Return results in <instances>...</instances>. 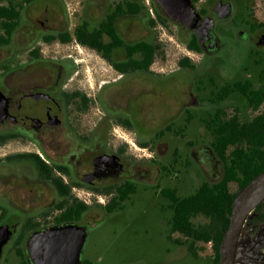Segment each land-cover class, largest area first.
Segmentation results:
<instances>
[{
    "label": "flooded vegetation",
    "instance_id": "obj_1",
    "mask_svg": "<svg viewBox=\"0 0 264 264\" xmlns=\"http://www.w3.org/2000/svg\"><path fill=\"white\" fill-rule=\"evenodd\" d=\"M190 1L214 23L202 41L159 0H0V262L31 264L34 233L76 225L88 232L81 264H90L91 232L136 198L157 211L167 255L208 264L210 252L219 263L230 222L224 229L222 209L215 216L188 200L231 171L238 178L239 154L264 159V22L255 0ZM218 4L232 6L230 18ZM220 26L234 30V64L244 45L262 67L255 80L209 67ZM160 31L199 71L190 57L164 55ZM228 189L237 193L238 180ZM234 264H264V202L243 226Z\"/></svg>",
    "mask_w": 264,
    "mask_h": 264
},
{
    "label": "rangeland",
    "instance_id": "obj_2",
    "mask_svg": "<svg viewBox=\"0 0 264 264\" xmlns=\"http://www.w3.org/2000/svg\"><path fill=\"white\" fill-rule=\"evenodd\" d=\"M208 1L210 2V0ZM255 3L256 5L252 9L255 18L259 22H264V0H255ZM236 4L241 10L243 9L242 1H237ZM239 17L240 15H237V20ZM171 30H175L173 32L176 33L175 28L172 27ZM217 31L222 41V49L207 61L209 67L215 71L222 65H226L236 74L238 80H245L248 75L255 80L262 67H257L248 60L246 56L248 47L238 46V64H234L231 47L236 44V39L233 28L220 26ZM160 32V39L165 48L164 55L170 56L174 63L178 59L190 57L194 64L193 70L199 71L198 58L189 54L177 37H171V34L167 33L171 39L169 40L163 31ZM173 65L176 64H172L171 67ZM231 189L234 192L237 191L235 186H231ZM134 200H136L134 206L128 205L124 212L114 213L102 226L91 232L83 255L84 261H88L90 264H201L192 258L175 261L176 258L172 256L174 254L167 255L165 249L169 247V243L167 239L160 237L157 233L159 225L154 219L157 211L152 207H145L144 203H140L136 198ZM209 258L210 252L207 256L208 264H210ZM0 264H22V261L15 255H7Z\"/></svg>",
    "mask_w": 264,
    "mask_h": 264
},
{
    "label": "water",
    "instance_id": "obj_3",
    "mask_svg": "<svg viewBox=\"0 0 264 264\" xmlns=\"http://www.w3.org/2000/svg\"><path fill=\"white\" fill-rule=\"evenodd\" d=\"M159 1L165 3L164 8L168 18L194 31L200 41H202L207 30H213V20L209 18L202 20L190 0ZM217 9L223 18H230L232 15L231 5L221 6L218 4ZM263 193L264 171L253 178L233 201L230 226L220 247L221 258L218 264H234L237 244L243 226L250 213L263 202L255 205ZM87 237V230L76 225L52 227L36 232L28 242L29 262L31 264H81V256Z\"/></svg>",
    "mask_w": 264,
    "mask_h": 264
},
{
    "label": "trees",
    "instance_id": "obj_4",
    "mask_svg": "<svg viewBox=\"0 0 264 264\" xmlns=\"http://www.w3.org/2000/svg\"><path fill=\"white\" fill-rule=\"evenodd\" d=\"M192 48L195 50H199V46L196 39L194 40ZM229 136L230 140H232V134H230ZM227 144L228 141L224 140V145ZM234 162L238 164L240 170L238 178L235 174H233V171H231L227 175L226 179L224 180L221 186L216 187L215 189L205 187L188 200L196 202V206L199 209H203L209 214H213L215 216L216 213L219 212L220 209H222L224 229H227V227L229 226L231 207L235 197L244 187L248 185V183L253 178H255L257 175L264 171V159H257L255 155L249 156L247 154L241 153ZM232 180H238L239 183V191L234 194H231L228 189V183ZM222 237L223 235H221L218 239L215 240L217 249L222 241Z\"/></svg>",
    "mask_w": 264,
    "mask_h": 264
},
{
    "label": "bare ground",
    "instance_id": "obj_5",
    "mask_svg": "<svg viewBox=\"0 0 264 264\" xmlns=\"http://www.w3.org/2000/svg\"><path fill=\"white\" fill-rule=\"evenodd\" d=\"M261 201H264V193L257 199V201L255 202V205ZM259 206V205H258Z\"/></svg>",
    "mask_w": 264,
    "mask_h": 264
}]
</instances>
